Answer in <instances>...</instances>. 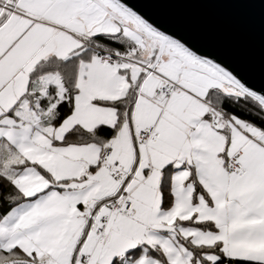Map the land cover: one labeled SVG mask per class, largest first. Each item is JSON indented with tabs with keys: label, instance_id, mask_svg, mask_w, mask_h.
<instances>
[{
	"label": "snow or ice",
	"instance_id": "obj_1",
	"mask_svg": "<svg viewBox=\"0 0 264 264\" xmlns=\"http://www.w3.org/2000/svg\"><path fill=\"white\" fill-rule=\"evenodd\" d=\"M0 264H264V88L123 0H0Z\"/></svg>",
	"mask_w": 264,
	"mask_h": 264
},
{
	"label": "water",
	"instance_id": "obj_2",
	"mask_svg": "<svg viewBox=\"0 0 264 264\" xmlns=\"http://www.w3.org/2000/svg\"><path fill=\"white\" fill-rule=\"evenodd\" d=\"M156 28L264 88V0H123Z\"/></svg>",
	"mask_w": 264,
	"mask_h": 264
}]
</instances>
